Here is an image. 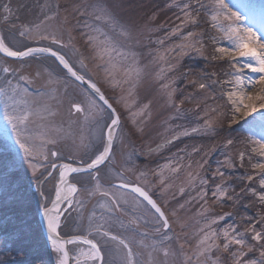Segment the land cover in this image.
<instances>
[{"label": "rangeland", "instance_id": "rangeland-1", "mask_svg": "<svg viewBox=\"0 0 264 264\" xmlns=\"http://www.w3.org/2000/svg\"><path fill=\"white\" fill-rule=\"evenodd\" d=\"M185 3L196 8L195 24L183 23L181 9ZM200 3L204 6L196 0H0L1 36L8 47L23 51L41 46L57 51L97 85L120 116L112 153L96 177L102 189L117 198L120 210L115 211L107 197L90 195L97 179L79 174L71 182L76 181L81 187L73 196L72 207L64 212L60 227L68 218L74 222L73 232L88 234L90 218L94 223L104 224L112 234L126 240L133 238V260L140 264H232V256L223 250L212 249L204 256L195 254L200 240L210 232L211 221H217L211 224V230L221 237L225 230L236 228L250 241L251 233L246 229L254 224L256 230H261L260 221L264 217L261 173L254 168L258 161L264 162V157L252 151L258 148L254 141L264 142V110L242 117L227 97L229 91L239 87L235 77L240 70L246 72L249 82L257 80L260 74L244 67L249 63L255 65L254 59L235 60L217 51L220 47L232 49L233 41L213 27V0ZM224 3L227 12L236 13L240 19L225 20V13L221 12L215 23L225 28L232 25L241 30L251 29L264 38V0H224ZM6 4L12 9L7 21L3 19ZM96 6L110 14L113 23L96 20ZM78 8L85 12L84 16L79 15ZM53 13H58L56 18L47 20ZM26 28L31 30L25 31ZM189 32L196 35L189 38ZM42 34L49 39H41ZM89 35L109 42L107 50L94 48ZM53 36L65 46L53 44ZM183 44L194 47H178ZM4 67L12 71L4 73ZM6 81H11L12 87L19 90L18 99L26 100L27 108L36 114L24 134L33 137L37 149L47 153L48 159L38 156L36 163L42 167L35 176L4 116L2 91L7 87ZM200 83L207 87L201 90ZM93 99L103 109L102 118L90 112ZM73 102L81 104L84 113H76ZM110 115L53 58L9 60L0 56V232L17 225L20 230L18 240L6 236L0 239V262L57 264V254L40 227L39 212L56 194L59 169L51 177L55 190L46 192L42 186L52 165L60 162L86 165L103 151ZM237 125H241L240 133L232 129ZM45 139L56 143L44 144L41 149ZM181 140L191 143L176 148ZM52 151L59 155L51 156ZM208 166L213 180L210 188L206 177ZM249 176L253 179L249 180ZM121 182L139 185L157 201L169 220L167 235L172 239L165 240L163 230L155 231L159 227L158 216L144 201L112 185ZM237 185H244L246 193L253 196L252 203L255 201L257 207L253 217L234 219L229 194ZM238 194L242 198L246 195ZM245 218L248 224L243 223ZM23 235L32 238L24 246L19 240ZM97 239L106 245V264H122L126 250L102 237ZM141 240L143 245L139 243ZM19 243L32 252L30 257L21 253ZM216 243H222V239ZM43 244L48 248L50 261L37 258ZM82 251L87 252L88 247H76L74 259ZM245 260L264 264L256 250L248 253Z\"/></svg>", "mask_w": 264, "mask_h": 264}, {"label": "snow or ice", "instance_id": "snow-or-ice-1", "mask_svg": "<svg viewBox=\"0 0 264 264\" xmlns=\"http://www.w3.org/2000/svg\"><path fill=\"white\" fill-rule=\"evenodd\" d=\"M197 4H200L201 7L204 5L200 3V0H196ZM58 7V6H57ZM212 8L214 14L212 15L213 20V27L218 28V30L222 31L224 35L231 41H233L234 47L229 49L227 47H220L217 49L219 53L229 57H245L251 58L256 61L255 65L249 63L244 65L248 71L252 73H258L259 78L255 81H250V87L245 88L242 78L237 75L235 79L238 82L239 87L236 90L229 91L227 93L228 101L234 106L235 112H240L241 109H245L246 115H250L253 112L258 110L264 109V42H262L261 37H258L257 34L252 31L251 29H244L241 30L238 27H234L229 25L227 28L219 26L215 23L221 14V12L225 13L224 19L231 20L235 19L239 21L240 17L236 13H228L227 12V5L224 3V0H213ZM191 9V10H189ZM184 12V20L183 23H192L195 24L196 18L193 16V12L196 11V8L190 4L185 3L181 9ZM79 15L84 16L85 12L80 11L79 8L77 9ZM3 19L5 21L9 20L10 15L12 14V9L10 4H6L3 6ZM58 13H53L51 16H47V20H52L56 18ZM95 19L98 21H103L105 24L113 23L112 17L108 14L104 9L99 8L96 6V11L94 12ZM67 19V18H65ZM44 23V21H41ZM40 25H37L39 27ZM30 28H26L25 31H30ZM25 31H22L20 35H25ZM97 31H99L97 29ZM175 32V30H173ZM194 32H189L188 37L195 36ZM41 39H49L48 35H41ZM89 42H94V48L99 50H107L109 42L107 41H100L98 38H94L92 36H88ZM51 42L53 44H60L61 47L65 46L61 43L59 39L55 36L51 37ZM163 43V41H161ZM199 43V41H197ZM178 47L187 48V47H194V45L190 44H183L179 45ZM199 50V49H197ZM0 53H3L6 57H11L15 59H23L29 56H32L34 53H47L48 55L55 57L57 61H59L60 65L63 66L64 69L67 70V73L74 77L76 80L84 82V77L79 75L77 71H74L73 66L69 63L67 59L63 55L58 54L57 51L52 50L50 47L46 48H29L27 51H19L13 50L8 47L4 40L0 38ZM103 59V56L100 57ZM164 59V57H160ZM233 67H237L235 64ZM4 73H10L12 70L8 67H4ZM240 69H238L239 71ZM127 74V73H126ZM21 79H25V77L21 76ZM7 87L3 89L2 94L5 97V106H4V116L11 126L13 132L16 133V140L15 143L19 147V149L23 152L24 157L29 163L33 171V175L35 176L36 172L39 171V168L42 165L36 163L38 156H43L44 160L48 159V154L44 153L43 151H39L37 146L33 140V137L27 136L24 133L27 131V127L31 122V118L33 115H36L31 110L27 108V101L18 99L20 95L19 90L17 88H13L11 85V81H6ZM195 83V82H194ZM231 83V81H229ZM257 85L259 86L257 88ZM91 88L96 92L99 97L100 101H103V104L107 105L109 109H111L110 119V126L106 125L107 128V139L104 142V148L102 152L95 155L90 162L86 163V166L82 164L80 167H73L69 164L61 165L62 171L59 175L60 185L63 186L66 184L67 176L73 173H80V172H91L92 170L98 169L104 162L109 158L111 152V146L114 140V129L119 126L120 124V116L117 114L115 108L112 107L111 104L108 103V100L104 96L103 93L100 92V89L96 86V84H91ZM207 87L206 84L200 83L199 88L201 90ZM116 103H120L119 100ZM72 108L75 110L76 113H84V108L79 103L73 102ZM90 112H94L96 115H99L101 118L103 116V109L97 105L96 101L90 100ZM42 118V117H41ZM210 124V122H209ZM196 131V129H193ZM187 134V133H185ZM48 143H56L55 140H43L40 148L42 149L44 144ZM232 141L229 140L228 144H231ZM253 143L258 145V148H252L253 152L258 153L260 157H264V142L254 141ZM51 156L56 157L59 155L57 151H52L50 153ZM240 159L243 160V153L240 155ZM55 168V165H52ZM255 169H258L261 173V187L264 188V162H257L254 165ZM223 175V173H220ZM51 175V173H49ZM122 175V174H120ZM143 175V174H142ZM97 179L96 177H93ZM249 180L253 179L252 176L248 177ZM37 183H40L39 177H37ZM119 188H130L132 193L137 194L139 197H142L144 201L147 202L148 205L151 206L152 209L155 210V213L158 214V219L156 220V224L159 227L155 228L157 233H160L162 230L164 232V239L170 240L172 237L167 235V231L170 229V223L168 218L165 216V213L161 210V207L158 206L157 202L152 199L147 191H145L140 186H132L127 182H121L118 185ZM63 188L60 187L57 189L56 192V200L53 202L52 209L45 207L44 209V217L46 218L47 222V232L49 233L48 239L51 241V246L53 251L57 254V264H69V252L66 248L68 244H76L80 243L83 245L88 246L87 252H81L79 256L75 258V264H106L105 261V253L99 241H94L93 239L89 238H82L76 237L71 240L61 241L60 240V233L58 229L60 228V212L61 209L59 207V203L61 200H65L68 203L69 207H72V199L71 196L75 194L78 189L74 185L68 186V195L62 196L61 193ZM98 193L102 197H107L111 204L114 206L115 211L120 210V204L115 198V196L102 189L99 180L97 179L95 189L93 192L89 194ZM41 196L44 195L43 192L40 193ZM260 200L264 201V195L260 196ZM102 208L105 205H100ZM107 210V209H106ZM55 212L56 215H53L52 212ZM175 215V213H173ZM217 221L214 219L211 221V224H215ZM261 230H256V225H250L246 231L251 233L250 241H254L255 244L250 243L249 239L245 236L244 233L238 232L236 228H231V230H225L222 234L211 230V224L208 226L210 229L209 233H205L204 237L200 240L199 244L197 245V254L198 256H204L207 252L211 251L212 249L223 250L226 253H229L232 256V264H258L255 260H245V257L248 253L253 252L254 250L259 251V255L264 260V217H261ZM132 224H136V221H130ZM203 231V230H202ZM96 233L98 236L104 238L106 241H114L123 249L126 250L124 255V259L122 264H140L139 261L133 260V249L131 246L132 237L129 239L121 238L115 234H112L109 230L105 229L104 224L94 223L93 220L89 219V229L88 235L91 236L92 234ZM146 235V233L144 234ZM217 239H222V243H216ZM211 241V243H209ZM143 245V241L139 242ZM235 245L236 247L233 248L232 246ZM106 246V245H105ZM258 246V247H257ZM183 248V245H180ZM119 251V249H117ZM165 256L169 255L168 251L164 252ZM187 259H191V257H186ZM3 264V262H0Z\"/></svg>", "mask_w": 264, "mask_h": 264}, {"label": "trees", "instance_id": "trees-1", "mask_svg": "<svg viewBox=\"0 0 264 264\" xmlns=\"http://www.w3.org/2000/svg\"><path fill=\"white\" fill-rule=\"evenodd\" d=\"M203 65L205 66V68H208L209 69V66L207 65V63L205 62H202ZM189 65H191V63H189ZM193 66V65H192ZM190 66V68L192 67ZM218 66V64H217ZM214 67H215V63H214ZM232 129H234V132L236 133H240V129H241V125H237L235 127H233ZM237 130V131H235ZM239 130V131H238ZM196 140H194L195 142ZM181 143H179L176 148H183L185 145H190L191 141H185V140H181L180 141ZM191 147V146H189ZM210 164V163H209ZM210 171L211 169L209 168L208 166V172L206 174V177H207V182L209 184V188L213 186V180L212 178L210 177ZM243 184L245 185L246 184V181L243 182ZM244 185H237L236 187L233 188V193L232 191L230 192L229 196L231 197L230 200L232 202V206H233V215H234V219L236 218H240L242 216H250V217H253V214L254 212L256 211L257 207H256V204H255V201L254 203L253 202V196L250 195V194H247L246 191H245V186ZM249 185L247 184V187ZM239 192H244V194H246L243 198L240 194H238ZM255 200V199H254ZM243 201V203H242ZM247 203V204H246ZM235 208V209H234ZM250 220V219H249ZM243 223H246L248 224L246 218H245V222ZM19 227L18 225L17 226H8L6 227V229H2V231L0 232V239L2 237H5L8 238V237H12V239L14 240H18L17 236L19 237ZM22 243V245L24 246V243H26V241L28 240H32V238H26L24 235H23V238H20L19 239ZM264 243V241H262ZM21 244L19 243V246L21 247L20 251L21 253H25L26 256H31L32 255V252L26 250L25 248H23L21 246ZM19 249V247H18ZM39 249L41 250L40 252L37 251V258L40 260V261H50V255H49V251H48V248L45 247V245L43 244L41 247H39ZM36 250V249H35ZM24 255V254H23Z\"/></svg>", "mask_w": 264, "mask_h": 264}, {"label": "water", "instance_id": "water-1", "mask_svg": "<svg viewBox=\"0 0 264 264\" xmlns=\"http://www.w3.org/2000/svg\"><path fill=\"white\" fill-rule=\"evenodd\" d=\"M0 38H2V36H1V28H0ZM30 48H46V47H41V46H35V47H30ZM29 49V48H28ZM28 49H25V50H23V51H27ZM53 50V49H52ZM55 51V50H54ZM58 54H60V53H58ZM61 55V54H60ZM0 56L1 57H3V58H6V59H9V60H22V59H15V58H11V57H6L3 53H0ZM32 56H47V57H50V58H53L55 61H56V63L59 65V67L67 74V76L69 77V78H71L74 82H76L79 86H81L82 88H84V89H86L89 93H91L92 94V96L98 101V102H100L103 106H104V108L107 110V111H109V113L111 114V109H109L108 107H107V105H105V104H103V101H100L99 100V97H98V95L96 94V92L91 88V84H93V82H91V81H89V80H87L84 76V82H81V81H78V80H76L74 77H72L71 75H69L68 73H67V70L66 69H64L63 68V66L62 65H60V63H59V61H57L56 59H55V57H52V56H50V55H48L47 53H34ZM32 56H29V57H32ZM26 58H28V57H26ZM23 59H25V58H23ZM66 59V58H65ZM74 69V68H73ZM74 71H76L75 69H74ZM78 72V71H77ZM78 74L79 75H81L79 72H78ZM97 86V85H96ZM100 92L101 93H103L101 90H100ZM104 94V93H103ZM104 96L106 97V95L104 94ZM106 99L108 100V103L109 104H111L112 105V103L110 102V100L106 97ZM112 107L113 108H115L113 105H112ZM116 109V108H115ZM117 111V110H116ZM117 114H118V112H117ZM119 115V114H118ZM120 125V124H119ZM108 126H110V123L108 124ZM119 127V126H118ZM118 127H116L115 129H114V139H115V135H116V132H117V129H118ZM106 139H107V128H106V131H105V141H106ZM113 144H114V140H113ZM113 144H112V146H111V152H110V155H111V153H112V149H113ZM110 157V156H109ZM109 159V158H108ZM108 159L104 162V164L108 161ZM104 164H102L101 166H103ZM61 165H64V163L63 164H61ZM69 165H71V164H69ZM82 164H79V165H71V166H73V167H80ZM86 166V165H85ZM100 166V167H101ZM57 166L55 165V168H56ZM99 167V168H100ZM55 168H53L52 167V169H51V171H50V173L52 174L53 173V171H54V169ZM98 168V169H99ZM98 169H96V170H98ZM96 170H92L91 172H95ZM61 171H62V168H61ZM80 173H90V172H80ZM75 174H79V173H73V174H70V175H68L67 176V180H66V185H74V184H72L71 182H70V179H71V177L73 176V175H75ZM51 175H48L47 177H46V179H48L49 177H50ZM45 179V180H46ZM120 183H117L115 186L116 187H118V185H119ZM130 185H132V186H139V185H136V184H130ZM77 189H78V187L76 186V185H74ZM60 187V182H59V184H58V187H57V189ZM119 188V187H118ZM119 189H121V190H123V191H126V192H129V193H131V194H134L135 196H137L139 199H141L142 201H144L143 200V198L142 197H139L137 194H135V193H132L131 192V190H130V188H119ZM62 196H66V194L64 193V194H62ZM73 196H74V194L71 196V199H73ZM152 199H154V198H152ZM56 200V195L54 196V199L51 201V204L49 205V207H47V208H49V209H52V207H53V202ZM155 200V199H154ZM43 201H44V199H43ZM64 202H66L65 200H61L60 201V203L59 204H63ZM146 204H147V202L146 201H144ZM158 204V203H157ZM148 205V204H147ZM150 208H151V206L150 205H148ZM158 206H160L159 204H158ZM44 207L42 206L41 207V210H40V212H39V222H40V226H41V229H42V231H43V233H44V236L46 237V239L49 241V244H50V246H51V241L48 239V236H49V233L47 232V222H46V218L44 217V215H43V213H44ZM152 209V208H151ZM154 212H155V210L154 209H152ZM161 210H162V208H161ZM163 211V210H162ZM164 212V211H163ZM156 215L158 216V214L156 213ZM166 216V215H165ZM74 238H76V237H69V238H65V237H62V236H60V240L61 241H67V240H71V239H74ZM82 238H86V237H82ZM71 244H68V245H66V248H67V250H68V252H69V264H73L72 263V257H71V254H70V250H69V246H70Z\"/></svg>", "mask_w": 264, "mask_h": 264}, {"label": "flooded vegetation", "instance_id": "flooded-vegetation-1", "mask_svg": "<svg viewBox=\"0 0 264 264\" xmlns=\"http://www.w3.org/2000/svg\"><path fill=\"white\" fill-rule=\"evenodd\" d=\"M64 162H60V163H56L55 165L57 166L55 169H54V171H53V173H52V175L48 178V179H46L45 180V184L42 186V187H44L45 188V191L46 192H50L52 189H53V184L51 183V177L53 176V174L55 173V170L57 169H59V173L61 172V164H63ZM65 164V163H64ZM79 164H82L81 162H78L77 163V165H79ZM51 169H52V167H51ZM79 174H87V175H89V176H91L92 177V179H94L93 177H97V174H98V170L96 171V172H94V173H79ZM79 174H75V175H73L72 176V178L71 179H74V177L75 176H77V175H79ZM60 182V181H59ZM58 182V183H59ZM58 183H57V185H58ZM72 183V182H71ZM74 184H76L77 186H78V188L79 187H81L80 186V184L79 183H77L76 181H75V183ZM117 183H112V185L116 188V189H119L118 187H116L115 185H116ZM53 190H55V187H54V189ZM119 190H121V189H119ZM56 191V190H55ZM123 191V190H122ZM51 203V202H50ZM50 205V204H49ZM48 205V206H49ZM43 207H44V205H42ZM47 206V207H48ZM69 208V206H68V204L66 203L65 205H64V212L65 211H67V209ZM72 217H75V215H72ZM70 222V225H68V223ZM73 221H72V219H66L65 221H64V225L62 226V227H60L61 229H60V231H59V233H60V236H62V237H65V238H69V237H87V238H89V239H93L94 241H99L98 239H97V237H98V235L96 234V233H94L93 232V234L91 235V236H89L88 234H85V233H83L82 231H74L73 232V230H72V226L74 225L73 223H72ZM44 234V233H43ZM100 237V236H99ZM104 239V238H103ZM104 241H106L105 239H104ZM100 242V241H99ZM107 242V241H106ZM112 242H114V241H112ZM116 243V242H115ZM100 244H101V247L103 248V251H104V253H105V251H106V248H105V245L104 244H102V242H100ZM76 247L77 248H79V249H82V248H87V246H85V245H83V244H80V243H76V244H71L70 246H69V250H70V254H71V256H72V254H73V251L75 252L76 251ZM105 259H106V257H105ZM74 257L72 256V261L74 262ZM73 264H75V263H73Z\"/></svg>", "mask_w": 264, "mask_h": 264}, {"label": "bare ground", "instance_id": "bare-ground-1", "mask_svg": "<svg viewBox=\"0 0 264 264\" xmlns=\"http://www.w3.org/2000/svg\"><path fill=\"white\" fill-rule=\"evenodd\" d=\"M233 59H239V58H241V57H232ZM240 72V74H239V76L242 78V80H243V83H244V86H245V88H248V87H250V82L247 80V75H246V72H244L243 70H240L239 71ZM259 86L257 85V88H258ZM262 110H264V109H262ZM241 116L242 117H247L248 115H246L245 114V112H246V110L245 109H241ZM60 187H62L63 188V191H62V193H61V195L62 194H66V195H68V191H67V189H68V185H63V186H61L60 185ZM59 187V188H60ZM67 202H64L63 204H59V207H60V209H61V212H60V224H61V220H62V218H63V215H64V205L66 204ZM68 204V203H67ZM52 214L53 215H56V213L53 211L52 212Z\"/></svg>", "mask_w": 264, "mask_h": 264}]
</instances>
